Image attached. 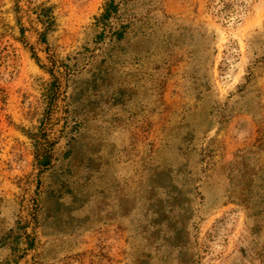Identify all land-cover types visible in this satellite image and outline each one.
Masks as SVG:
<instances>
[{
	"label": "rangeland",
	"instance_id": "obj_1",
	"mask_svg": "<svg viewBox=\"0 0 264 264\" xmlns=\"http://www.w3.org/2000/svg\"><path fill=\"white\" fill-rule=\"evenodd\" d=\"M0 0V264H264V0Z\"/></svg>",
	"mask_w": 264,
	"mask_h": 264
},
{
	"label": "trees",
	"instance_id": "obj_2",
	"mask_svg": "<svg viewBox=\"0 0 264 264\" xmlns=\"http://www.w3.org/2000/svg\"><path fill=\"white\" fill-rule=\"evenodd\" d=\"M112 2H113V0H109V2H107L106 6L104 8V12L102 14L103 16L108 14V11H109L108 7L111 6Z\"/></svg>",
	"mask_w": 264,
	"mask_h": 264
}]
</instances>
